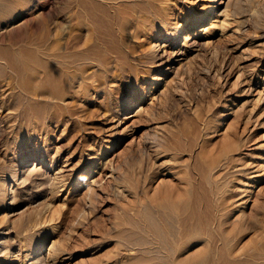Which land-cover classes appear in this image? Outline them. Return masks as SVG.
<instances>
[{
    "label": "rangeland",
    "instance_id": "obj_1",
    "mask_svg": "<svg viewBox=\"0 0 264 264\" xmlns=\"http://www.w3.org/2000/svg\"><path fill=\"white\" fill-rule=\"evenodd\" d=\"M67 1L0 0V188L11 182L7 205L23 210H4L0 195V239L19 238L21 224L37 219L67 241L59 264H264V174L253 177L264 168V0H232L224 28L187 46L174 33L204 0H170L166 52L152 56L162 40L152 35L134 45L155 61L141 79L116 80L111 62L95 67L86 91L71 72L74 97L51 99L35 126L21 82L35 78V97L49 101L55 82L39 89L46 75L31 73L28 51H73L87 39ZM28 158L38 172L26 180L18 167Z\"/></svg>",
    "mask_w": 264,
    "mask_h": 264
},
{
    "label": "bare ground",
    "instance_id": "obj_2",
    "mask_svg": "<svg viewBox=\"0 0 264 264\" xmlns=\"http://www.w3.org/2000/svg\"><path fill=\"white\" fill-rule=\"evenodd\" d=\"M34 1L35 0H26V2H31V3H33ZM69 1L70 0L67 1L68 4H69ZM72 1L73 2L75 1V5H77L78 7V10L76 12L77 14H75V16L77 17V19H75L76 27H77L76 30L78 32L82 31L83 29L86 30L87 39L85 43H83L84 45H81L83 47H81L79 44H78L79 46L76 44L75 47H73V49L75 48L73 51L72 50L69 51L65 49L64 52H59L56 54L53 50L50 51L53 53H50L46 50L44 52L43 50L41 54L40 53L41 50H39L38 48H35L33 51H28V52H31V54L28 53V55L30 54L29 55L31 57L30 60L34 63V66L31 63L33 68L32 69L30 68V69L34 70V71H31V73L32 72L34 73L37 71L39 72L40 70L46 75V77H44L45 79L43 78L41 79V81H38L40 82L39 89L41 90V88H46V86L49 85L46 79L48 78L50 80L51 76L53 79L50 80V82L52 81L51 83L49 82L50 85H52V83L55 82L52 86H50L52 87V94H50V96L51 95L53 96L49 98L50 101L48 100V98L45 99L43 97L42 98L44 100H41L42 99L40 98L41 96L39 97L40 99L38 97L37 98L35 97L36 95H38V90H37V93L35 92L36 94L33 93L35 91L33 89L34 85L38 86V83L35 84L36 83L35 78L34 80L32 78V80L21 82L22 87H20V89L21 88L24 89L23 90L24 93L25 92L26 93L30 92V94L33 93L34 95L33 97H35L34 99H31L33 98L31 96L32 94L31 95L29 94L26 95V93L23 94L26 96L25 97L26 99L30 98L31 100L29 103L30 105L29 108L30 110L32 109L33 112L32 111L31 112L33 114L32 113L31 114L34 116L30 117L29 122H31L35 126H39L40 121L46 118L45 116L46 115L48 116L49 112L51 113L50 110L52 109L51 108L53 105L52 102L54 100L57 101L58 99H60L62 100L61 102H63L62 104H67L68 102L66 103L65 96L70 95L71 97H74L73 92H77V91L73 89L74 87L72 88L71 81L76 79L75 77L76 73H79L80 75H82L81 84H85L84 88H86V91L89 90L87 89L88 81H89L88 79H90L88 77H91L92 73L94 74L95 67L101 68L106 71L108 68H110L111 62H113L112 65L113 67H115V71H113V73L110 72V74H112L111 76H113V78H115L116 80L117 78H119V80L126 79L127 76L129 77L132 76L135 78V80H139L142 78V75L145 72L144 67L154 66L155 61H152L153 59L152 60L150 59V61H146L145 59L138 58L134 50L135 43L137 41L139 42V39L141 37L142 39H144L149 35H152L153 38H157V37L162 38L161 41L159 39H156L153 45L154 49L152 52L153 54L152 56H157V57L159 56V52L161 50H163V52L165 53L166 52L165 47L170 45L168 42L171 39H168V36L166 35V30L168 29V26H170L171 24V17L168 13V11H170V8H172L170 7L171 4H169L170 0H158L159 1L158 4L154 2L155 0L154 1L153 0H72ZM200 10L201 11H198L195 13L193 12L194 14L192 13L193 15L191 16H188V15L184 16V18L182 19L183 24L180 23L178 25L177 30L174 33L175 34L174 37L176 40L175 43H177L179 46L181 45L187 46L189 42L195 36L200 37L201 34H202V37L205 35L207 36L209 35L208 38H211L213 34L218 33V30L223 29L231 15V12H233L232 11L233 1L232 0H204ZM69 19L70 18H68L66 21L67 26L73 27L71 26L72 21H70V25H69L68 23ZM70 31L71 29H68L66 33L69 34ZM76 36H78V34ZM38 38L40 39L42 37H38ZM75 38L76 37L74 36V38L72 39H75ZM210 42H212V40L208 39L207 43H210ZM68 43H67V46H68ZM49 48L52 49V47H49ZM181 54H184V53L182 52ZM40 68H42V70ZM88 69H92V70L89 71ZM71 72H76V73H73L74 75L73 80L70 78L72 77V74L70 76ZM54 77L56 78L54 79ZM255 77L259 78V74L258 75L256 74ZM56 79H59V81H56ZM154 79L155 77H150V80H154ZM157 79L158 78H156V80ZM22 80L23 79H21V81ZM43 80H45L46 83H44L45 81L43 82ZM80 86L81 85H79L78 87ZM262 95H260L259 97L262 98ZM27 96H29V98H27ZM51 99L52 100L54 99V100L52 101ZM115 120L116 119H114L113 121ZM117 126L118 125L116 123H113L108 127V130L111 132L110 136H114V130L116 129ZM30 156L33 157V155L31 154ZM262 156H263L262 160H264V153L262 154ZM29 158L24 161L20 160L21 162L18 167L19 168L18 170H20V173L22 172V178H25L26 180L31 179L34 174L36 176V172H38V169L36 168L37 165L35 164V162L30 164ZM35 160H39V158H36ZM42 162H45V160L43 159ZM53 162L55 163V160ZM33 164H35V166L30 168V166H32ZM261 167H263V164L261 165ZM48 168L53 169V165H50ZM258 170L259 172L254 174L253 177L262 176L264 174L263 172L264 168H261V170L260 169ZM12 176L14 177L12 181H16L18 178H21V177H18L17 171L14 172ZM55 177H53V181ZM254 181L256 182L257 180L255 179L253 180V182ZM241 184L247 185L248 183L244 182ZM251 192H252V189H250L249 187L243 188L241 191V193L243 194L242 197L249 196ZM0 195H1L2 201L6 200L5 206H3L4 210H11L13 211V213L17 211L15 214L23 212V210H15L16 206L14 205L11 206L12 208L9 205H7V203L10 200L12 201H10L9 204H14L15 202V197L13 198V194L11 191V182L5 180L3 187L0 188ZM245 199H243L240 203H238V205L246 203L248 199L246 200ZM5 214H7V212ZM211 220H212V217H211ZM35 221L28 220L27 222H23L19 230H17L15 233L16 234L15 237L16 238L19 237L15 240L11 239L12 237L9 236L10 235L9 231L3 233V234L8 233V235H5L7 239L6 238L3 240L0 239V264H6V263L9 264L13 260H18L19 264H25L29 259H33V260L28 264H59V262H61L62 260H65L70 257L68 256L70 254H68L67 241H65L66 239L64 240V239L58 238L57 237L58 235L56 236V234H54L57 232V231L55 232V230L54 232H52L51 235H48L46 230L41 229L43 226H45V224H43L45 222H42L39 220H37L38 222L37 221L35 222ZM16 240H18V242L20 243L18 244L19 245L18 248L15 243ZM45 245H46V249L44 251L42 250L41 252V248ZM25 251H26V254H25ZM35 253H36V256L35 257L32 256V255H35ZM190 264H194V263H190Z\"/></svg>",
    "mask_w": 264,
    "mask_h": 264
}]
</instances>
